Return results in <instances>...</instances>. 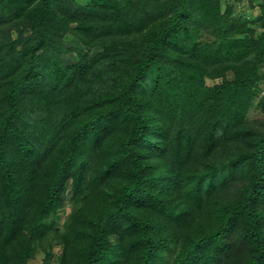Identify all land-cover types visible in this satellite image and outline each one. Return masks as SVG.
Returning <instances> with one entry per match:
<instances>
[{"label":"trees","instance_id":"trees-1","mask_svg":"<svg viewBox=\"0 0 264 264\" xmlns=\"http://www.w3.org/2000/svg\"><path fill=\"white\" fill-rule=\"evenodd\" d=\"M233 1L0 0V264H264V0Z\"/></svg>","mask_w":264,"mask_h":264},{"label":"rangeland","instance_id":"rangeland-1","mask_svg":"<svg viewBox=\"0 0 264 264\" xmlns=\"http://www.w3.org/2000/svg\"><path fill=\"white\" fill-rule=\"evenodd\" d=\"M78 1V0H76ZM80 2L82 0H79ZM229 3H233V0H227ZM257 1H251V0H242L238 3H236L235 10L237 11L235 14L237 17H245L248 16L249 13L254 14L255 16H260L261 12L259 11V5ZM235 3V2H234ZM256 20V19H255ZM66 43L69 46H74V47H79L82 48L81 44L79 41L74 40L70 36L66 38ZM87 50V49H85ZM100 49H95L92 52V55H95L98 53ZM264 70V69H263ZM229 79H232L233 76L231 73L228 74ZM218 81H213V80H207L208 84H215ZM251 117H260V112L256 108L252 110L250 113ZM72 185L71 183H68L67 185V190L64 193V200H65V206L64 208L59 212V219L57 220L56 227L59 229H62L64 226V223L69 216V214L73 211V209L79 205L80 203H75L73 197H72ZM48 244L47 249H44L43 246L40 244L35 247V253L32 256V258L28 261L27 264H56V258L61 252V246L56 243L54 240L52 245H50V241H46ZM45 244V243H44ZM47 251H50V257H48Z\"/></svg>","mask_w":264,"mask_h":264}]
</instances>
